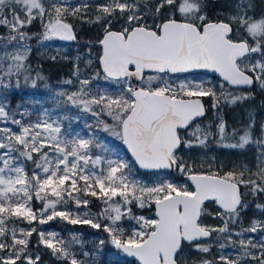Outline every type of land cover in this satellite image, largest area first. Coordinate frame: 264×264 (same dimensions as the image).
Listing matches in <instances>:
<instances>
[{
  "label": "snow or ice",
  "instance_id": "snow-or-ice-1",
  "mask_svg": "<svg viewBox=\"0 0 264 264\" xmlns=\"http://www.w3.org/2000/svg\"><path fill=\"white\" fill-rule=\"evenodd\" d=\"M91 8L89 0H80L75 6L69 0H56L47 8L42 0H0V27L7 30L0 34V72L4 73L0 82L27 72L26 61L31 52L27 41L33 38L40 42L76 40L73 25L66 22L69 16L88 24L103 25L104 35L99 41L103 48L100 57L103 79L126 87L115 95L107 89L93 92L92 81L100 75L96 73L95 77L78 79L76 92H60L58 97H66L67 103L96 117L103 131L127 146L140 168L176 167L182 172H191L176 154L181 143L206 145L216 135L220 142L235 140L225 144L230 148L258 145L257 171L244 166L239 172L228 171L223 175L219 172L191 174L189 179L194 190L168 180L149 186L133 177L129 160L98 142L96 137H85L71 127L65 128L64 121H70V116L53 118L44 109L35 121H25L23 118L31 115L27 108L19 113L11 112L7 103L0 102V122L17 126L16 130L0 127V264H40L39 252L29 248L33 233L38 237L37 247L43 244L57 258H66L70 264H84L71 251L74 243H81L79 235L73 234L70 240L64 241L58 233L46 234L36 227L9 229L6 226L9 219L29 225L36 221L42 225L60 218L72 225L86 224L99 229L101 217L110 221L103 228L116 249L138 258L141 264H185L182 257L185 242L189 245L195 242L197 251L208 253L211 246L199 241L213 233L226 235L239 249L236 258L221 255L217 262L201 260L199 264H242L249 259L264 264V221L254 220L250 227H241L235 233L243 236L259 231L262 235L257 240L249 237L232 241L234 229L230 227L247 209V195H264V135L254 138V119L243 129L233 128L229 132L217 113L216 133L211 131L210 124L202 127L195 123L206 112L203 97H213L215 109L221 100L236 104L250 99L253 86L264 90V16L248 15L252 8L250 0H236L234 11L225 19L209 18L207 0H180L179 4L177 0H106L95 5V16L89 15ZM176 12L182 19H176ZM149 19L152 23H148ZM37 20L42 32L25 30ZM121 20L120 30H112L113 23ZM91 63L89 60L88 64ZM193 69L219 73L222 77L219 94L215 86L205 87L203 81L185 79L175 86L170 83V74ZM149 71L155 75L146 76ZM73 74L79 78L78 65ZM36 78L45 79L40 73ZM132 78L140 81L139 87L131 84ZM32 83L35 85L36 81ZM64 83L71 84L72 80ZM225 83L229 88L247 87L249 91L233 93L224 87ZM17 114L21 119L15 118ZM104 114L112 118V124L99 119ZM190 127L193 139L182 140L179 130ZM261 133L264 134V125ZM94 149H100L102 154L93 155ZM112 155L116 158H111ZM28 161L34 165L31 170L26 167ZM246 172L248 179H245ZM241 187L248 191L242 193ZM89 196L98 197L104 203L99 214L57 210L58 205H67L69 199L77 208L87 207ZM34 197L43 202L38 211L32 207ZM115 197H120V201L114 200ZM133 201L141 208L154 203L156 218L134 216L129 207ZM205 201L218 205L220 211L216 215L221 219V226H206L201 222ZM256 207L264 210V204ZM125 215L136 220L140 227L123 238V229L116 225ZM103 243L101 240L100 244ZM219 246L224 248L225 244Z\"/></svg>",
  "mask_w": 264,
  "mask_h": 264
},
{
  "label": "trees",
  "instance_id": "trees-1",
  "mask_svg": "<svg viewBox=\"0 0 264 264\" xmlns=\"http://www.w3.org/2000/svg\"><path fill=\"white\" fill-rule=\"evenodd\" d=\"M92 5L90 9L89 15L95 16L97 13L95 12V5L100 3H105L106 0H89ZM223 0H218L214 3V0H207V8L206 11L209 15L210 19H218L216 14H213V11L220 8V4ZM47 8L50 3L56 2V0H42ZM80 3V0H73L70 3L71 6ZM179 0H177V4ZM257 5L255 7V11L264 15V1L257 0ZM168 11V10H167ZM166 11V14H167ZM23 15V14H22ZM71 16L67 18L70 20ZM77 19L78 22V31H77V40L75 42H62L60 40L43 41L40 42L36 38H33L27 41L28 45L31 47V52L28 55V59L26 61L27 72H21L19 77L14 74L10 78H5L2 82H0V102H5L8 105V110L11 112L19 113L23 111L24 108L31 113L30 116L24 117L25 121L31 120L34 121L39 116V110L43 106L51 107L54 113L59 116L68 115L72 119L70 121H64L65 128L71 127L73 130L75 127H82L85 132L90 135L92 132L96 134V138L98 142H103L104 144L108 141H115L118 145L121 146V140L109 132L103 131V125L97 124V118L92 116L90 113L82 112L76 107L66 102V97H58L57 93L67 92L72 93L76 92L79 88L78 79H84L88 77H95L96 73H99V78L93 79L92 81V91L95 92L98 89H107L110 94H117L120 90L125 88V85H117L112 81H105L103 79V73L101 71L99 65V57L101 55V46L99 45V41L101 40L104 32L103 25L100 24H88L83 22L81 19ZM47 17L45 18V22ZM148 23H152L149 19ZM123 21L114 22L112 25V29L120 30ZM30 33H40L42 32V26L40 22L34 21L30 28L25 29ZM6 29L4 27H0V34H5ZM8 51H13V48L10 46ZM0 53H2V49H0ZM55 56L56 59L52 60L50 57ZM77 57L79 59L77 60ZM91 60V64H88V61ZM79 67L80 76L77 78L73 73L74 69ZM40 73L45 79H37L36 74ZM4 73L0 72V76H3ZM147 75H155V73L148 72ZM146 75V76H147ZM201 75V74H199ZM204 75V74H202ZM25 76H28L29 79L26 81ZM170 76H173L170 74ZM176 76V75H175ZM17 79H19V84L17 85ZM72 80L71 84L64 83L65 80ZM35 80L36 83L33 85L32 81ZM135 83V82H134ZM221 84V81H219ZM133 85V82H131ZM158 86L154 84V87ZM227 85L224 84V87ZM247 92V91H245ZM235 93V92H234ZM207 98V99H206ZM203 97L206 105H207V113L202 119V127L206 125H211V131L215 133L216 125L219 123V119L217 118V113L220 114V117L226 122L227 128L232 127L237 129H243L250 122V119L255 120V128L253 130V135L255 136L257 133L262 135L261 126L264 124V90L260 95H252L250 99L244 100L243 102H237L236 104H232L233 108L230 109V104L224 100H221L218 108H213V97ZM58 101L60 102L58 104ZM20 116L17 114L15 116ZM79 117V119H76ZM99 119L107 122L108 124H112L113 120L111 117L106 114L102 115ZM90 127H88V126ZM186 140H192L193 137L188 135ZM227 143V140H224ZM219 137L214 135L212 136L204 147H199L197 144L190 146L192 150L191 156L199 155L193 159H184L182 160L187 166L191 168V172L188 171H180L177 169L173 173L167 172H141L134 165L133 161L127 158L132 163L133 170L132 175L135 179L140 180L149 186H153L154 184L161 182L162 180H166V178H171L174 181H177L179 185H182L185 182V185L188 186L190 190L192 187L189 182L186 181L185 175L192 172H214L215 166L212 161L206 162L204 158L201 157V153L203 150L211 151L216 148L218 150H223V152L227 155V149H221L218 147ZM244 150L239 151L238 154H242ZM101 152L100 149H94L93 155ZM26 167L31 170L34 168V165L31 161L26 163ZM29 174L31 172L29 171ZM76 195V193H73ZM120 198V197H118ZM256 202L264 203V195H259L258 197H253ZM90 203L87 207L81 205L80 208H77L75 202L71 199L68 200L67 205H61V209L68 210L73 213L80 212L83 213L85 211L90 212L91 214H99L101 210L105 207L104 203L98 197H88ZM43 205V202L40 200L33 198L32 207L34 210H39ZM132 209V214L136 216L140 213H148L153 210L154 203L150 205H146L141 208L138 204L133 201L131 205H129ZM251 215L254 217L257 216V207L255 205H250ZM101 223V228H93L90 225L86 224H78L72 225L67 221H63L60 218L53 219L48 221L46 224H38L34 221L31 225L27 222H21L19 220L9 219L6 221V226L11 229L12 227H36L38 231H43L46 234L49 233L50 230L56 231L64 241L70 240L73 234H77L80 237L81 243H74L71 247L72 252L75 253L76 257L83 261L84 264H88L89 258L94 255L100 256L101 264H107V260L109 256H111L112 252L120 253L116 251L111 244V236L108 232H106L103 228L104 224H109L110 221L100 218L98 221ZM133 219H127V217H123L119 222H117L116 227L123 229L124 237L126 238L132 234L133 231ZM238 226V227H237ZM250 224H243L238 222L235 225H231L230 227L234 229L232 232V241H238L239 239L251 238V233H244L243 236H237L235 233L240 231L241 227L248 228ZM47 231V232H46ZM258 236V234H255ZM255 236V237H256ZM219 239H222L221 244H225L224 248H220L219 245L211 244L210 251L208 253L198 254L197 256H193V262L199 263L201 260H211L217 262L221 255L229 256L230 258L235 259L236 255L239 251L237 247H235L232 243L228 241V238L224 234L218 235ZM38 237L36 233H33L31 238V243L29 245L30 250L38 251L41 254V260L47 262H56L55 256H53L52 252L47 249L43 244H40L37 247ZM103 240V245L100 244V241ZM255 240V239H254ZM192 247L188 246L184 251L186 253V257L191 256L190 249ZM213 249V250H212ZM215 249V250H214ZM258 251V250H253ZM87 253V255H85ZM6 254V253H3ZM183 256V253H182ZM183 258H186V257ZM187 262L186 260H184ZM133 261L125 259L124 263L132 264ZM61 263H65L64 261ZM242 264H256L255 261L247 260L242 262Z\"/></svg>",
  "mask_w": 264,
  "mask_h": 264
},
{
  "label": "rangeland",
  "instance_id": "rangeland-1",
  "mask_svg": "<svg viewBox=\"0 0 264 264\" xmlns=\"http://www.w3.org/2000/svg\"><path fill=\"white\" fill-rule=\"evenodd\" d=\"M73 0H69V3H72ZM90 2V1H89ZM93 2V1H92ZM90 2V4L92 3ZM180 2V0H179ZM251 4H252V8L248 11V15L249 16H252L254 18H260L264 15L258 13L255 11V7L257 5L256 1L255 0H250ZM236 3V0H223L220 4V8L216 9L215 12L216 13V16L218 17V19H225V16L228 15L229 13L233 12L234 11V5ZM179 4V3H178ZM74 6V4H73ZM225 7H228L226 8V11L225 12H220L218 13V10L219 9H225ZM168 11H172L171 9H169ZM176 15H180L179 12H176ZM181 16V15H180ZM66 22L68 23H71L73 25V29H75V31L77 32L78 31V22H77V19L75 17H72L70 18V20H67ZM243 34V33H242ZM54 40H57V39H54ZM54 40H51L50 42H53ZM173 76H170L169 77V81L170 83H173V86H175V83H177L178 81L180 80H185V79H188V80H194L196 82H200V81H203L205 83V87H213L214 84L212 85V81L209 80V76H205V75H199V74H191V75H188V76H185V77H180V76H175L174 74H171ZM211 78V77H210ZM219 83V82H218ZM220 85V83H219ZM254 87V86H253ZM252 87V88H253ZM218 88V87H217ZM251 88V89H252ZM220 89V88H219ZM248 89V88H247ZM44 109H48L49 112H50V115L53 116V118H55L58 114L54 113L53 109L51 107H48V106H43L40 108L39 110V116H42V113H43V110ZM16 119H21V116H18L16 117ZM35 121V120H34ZM264 125V124H263ZM12 127L13 130H16L17 126L15 125H12L10 122H0V127ZM195 126V125H194ZM192 126V127H194ZM73 131L75 132H79L82 136H85V137H88V136H94L96 137V134H94L92 132V134L88 135L85 130L82 128V127H75L73 129ZM191 133V130L189 131V134ZM264 135V134H262ZM254 138H256L254 136ZM110 149H113L115 151V153L119 154L120 156H122L123 158H125V155L123 154L122 150H120L119 146L115 143H110V142H106L105 143ZM225 144H227L225 141L223 142H218V147H220L221 149H227V147L225 146ZM194 145V144H193ZM192 145V146H193ZM198 145V144H197ZM199 147H204V145H198ZM190 147V146H186L184 148L185 150V153H187V148ZM240 149V148H238ZM237 149L236 152H239V150ZM245 150L247 149H250L251 151L249 152V155H246L242 158H238V157H232L231 155H226L223 153V150H219V151H215L213 152L215 149H212L211 151H206V150H203L202 153H201V157L204 158V160L206 162H209V161H212L217 163L219 165V167H215L214 169V172H219L221 173L222 175L225 173V172H228L227 169L228 167L231 168V169H234L236 167H244V166H247L248 169L252 170V169H255L257 171V164H258V155H259V152H260V148L258 145H254V144H250L248 146H246L245 148H243ZM243 149H240V150H243ZM190 151V150H189ZM191 152V151H190ZM98 154H102V153H98ZM97 155V154H96ZM111 158L115 159L116 156L115 155H112ZM106 167V165H104ZM166 180L173 182V180L171 178H166ZM184 184L182 185H185V182H183ZM175 184V183H174ZM178 185V184H177ZM114 200L116 201H120L121 198H118V197H115L113 198ZM257 205V204H256ZM57 210L58 211H63V209H61V205H58L57 206ZM38 211V210H37ZM213 210H211V215H215L216 218L221 222V219L220 217H218L216 215L217 212H212ZM262 210L261 209H258L257 208V215L261 214ZM127 217V215H125ZM137 217L139 216H144L145 218H150V219H155V214H154V209L148 213H141V214H137L136 215ZM127 219H130L127 217ZM134 220V219H133ZM254 220H261V221H264V217L263 216H258V217H253V219L251 220V222L249 223L250 226H251V223L254 221ZM209 226H211V224H208ZM249 226V227H250ZM140 227V225L137 223L136 220H134V223H133V229H138ZM47 232V231H46ZM49 232H55L57 233L56 231H53V230H50ZM255 234H258V236H256ZM262 235L261 232H257V233H251V238L252 239H259L260 236ZM256 236V237H255ZM233 237V236H232ZM199 243L201 244H205V245H211L212 244V241L211 240H205V241H200ZM112 244V243H111ZM113 245V244H112ZM195 244H192V248L190 249V254L191 256L189 257H186V253L183 252V256L182 257H186V258H183L184 260H186L187 262H185V264H192V258H194L193 256H197L198 254H202L203 252H199L195 249ZM35 251V250H33ZM72 251V250H71ZM41 256V254H40ZM54 256V255H53ZM199 256V255H198ZM77 258V257H76ZM127 259L125 258L122 253H115V252H112L111 256H109L108 260H107V264H127V263H124V260ZM55 260L56 262H47V261H40V264H70V261L66 258H57L55 256ZM78 261H80L78 258H77ZM65 262V263H61V262ZM88 264H101L100 262V256L99 255H94L93 257H90L89 258V261H88ZM132 264H139L138 262L136 261H133ZM197 264V263H195ZM199 264V263H198Z\"/></svg>",
  "mask_w": 264,
  "mask_h": 264
},
{
  "label": "flooded vegetation",
  "instance_id": "flooded-vegetation-1",
  "mask_svg": "<svg viewBox=\"0 0 264 264\" xmlns=\"http://www.w3.org/2000/svg\"><path fill=\"white\" fill-rule=\"evenodd\" d=\"M255 1H257V0H255ZM261 1H264V0H261ZM226 8H228V7H225V9H219L218 10V13H220V12H225L226 11ZM213 14H216L215 12H213ZM176 19H178V20H180V19H182V17L180 16V15H176ZM191 74H204L205 75V73H177V74H174V75H177V76H180V77H185V76H188V75H191ZM145 75H147V73H145ZM205 76H207V75H205ZM211 76H209L208 78H209V80H211L212 81V85L214 84V86H215V91L217 92V94H219V92H220V85H219V79H217V78H215V77H211ZM222 82V81H221ZM136 84H138L139 86H140V81H139V83L137 82V83H134L133 84V86H135ZM226 84V83H225ZM227 85V84H226ZM218 87V88H217ZM227 88V90L228 91H230V92H235V93H238V92H245V91H249V89H241V88H229L228 87V85L226 86ZM250 91L252 92V94L253 95H260L261 93H262V90L259 88V86L257 85V86H254L252 89H250ZM206 98V97H205ZM202 100H203V102L205 103V101H204V99L203 98H201ZM207 99V98H206ZM230 104V103H229ZM205 106H206V112H207V105H206V103H205ZM230 109H232L233 108V106H232V104H230ZM206 112H205V115H206ZM204 115V116H205ZM204 116L203 117H201L199 120H197V121H195V123H198V124H200V125H202V123H201V121H202V119L204 118ZM195 124H193V126H194ZM192 131V128L190 127L189 129H187V130H179V134H180V136L182 137V140H186L187 138L186 137H188V135H191V134H189V131ZM227 130L230 132L231 130H232V127H229V128H227ZM216 131H217V129H216ZM216 131H215V133H216ZM262 135H259L258 133L255 135V137L256 138H259V137H261ZM234 142H236L235 140H227V144L228 143H234ZM115 144H117V143H115ZM118 145V144H117ZM119 146V148L121 147L120 145H118ZM122 146H123V142H122ZM186 147V145L184 144V143H181V145H180V147L177 149V152H176V154H177V156L179 157V158H181V160H184V159H193V158H195V157H198L199 155H196V156H191V152L189 151V150H192L191 149V147H188L187 149V153H185V150H184V148ZM215 150L213 151V152H215V151H219L218 149H216V148H214ZM237 149L238 148H230V147H227V155H231L232 157H238V158H242V157H244V156H246V155H249V152L251 151L250 149H247V150H245V149H243L244 151H243V153L240 155V154H238L239 152H236L237 151ZM120 150H122V152H123V154L125 155V159H127V158H129V159H131V157H130V155L128 154V152L124 149V147H123V149H121L120 148ZM239 151H241L240 149H238ZM224 153V152H223ZM225 154V153H224ZM213 164H214V166L215 167H219V165L217 164V163H215V162H213ZM241 170H243V168L242 167H236V168H234V169H231V168H229L228 167V169H227V171H236V172H239V171H241ZM252 172H255L256 170L255 169H252L251 170ZM192 173H204V174H210V173H208V172H192ZM188 174H190V173H188ZM188 174H186L185 175V177L188 175ZM221 174V173H220ZM222 175V174H221ZM249 178V175H248V173L246 172L245 173V179H248ZM251 178H253V179H255V177H251ZM175 183H177V181H174ZM184 184V183H183ZM191 186V185H190ZM192 187V186H191ZM192 190H193V187H192ZM246 191H248L247 189H245V188H243V187H241V192L243 193V192H246ZM245 202L248 204V207H247V209L246 210H244V211H242L241 212V218H240V220L238 221V224L239 223H243V224H245V225H247V224H249L250 222H251V220L253 219V215H251V212H250V205H255L256 206V204H264V203H259V201L258 202H256V200H254V198H253V196L252 195H247L246 197H245ZM204 208H205V213L204 214H202V216H201V218H200V220H201V222L204 224V225H206V226H209L208 224H211V226H213V227H215V226H221V222L216 218V216L215 215H211L210 213H211V210H213L212 212H218V211H220V209H219V207H218V205L214 202V201H205V204H204ZM154 214H155V212H154ZM258 216H263L264 217V210H262V212H261V214L259 215H257V216H255V217H258ZM156 217V216H155ZM239 232V231H238ZM218 235H219V233H213L212 234V236H211V241H212V244H214V245H220L221 243H222V239H219V237H218ZM200 242V241H199ZM193 244H195V243H193ZM188 246H192V245H186V244H184L183 245V252L186 250V248L188 247ZM213 250V249H212ZM215 250V249H214Z\"/></svg>",
  "mask_w": 264,
  "mask_h": 264
},
{
  "label": "water",
  "instance_id": "water-1",
  "mask_svg": "<svg viewBox=\"0 0 264 264\" xmlns=\"http://www.w3.org/2000/svg\"><path fill=\"white\" fill-rule=\"evenodd\" d=\"M214 1L216 2L217 0H214ZM112 30H114V29H112ZM73 31H74V29H73ZM114 31H118V30H114ZM74 33H75V35H76V32H75V31H74ZM103 35H104V34H103ZM101 39H103V36H102ZM76 40H77V36H76ZM76 40H74V41H65V40H61V41H62V42H75ZM99 45H100V44H99ZM100 46H101V45H100ZM102 55H103V48H102V46H101V55H100V57H101ZM100 57H99V65H100V68H101ZM101 71H102V68H101ZM149 72H150V71H149ZM196 72L206 73V74H209V75H211V76H215V77H217L218 79L222 80V77H220V74H219V73L215 72L214 70H210V69H193V70H190V71L187 72V73H196ZM102 73H103V72H102ZM146 73H147V72H146ZM131 81L139 82V80L136 79V78H132ZM135 87H139V85H135ZM232 88H237V87H232ZM239 88L247 89V87H239ZM202 102H203V101H202ZM203 104H204V103H203ZM200 118H201V117H200ZM200 118H199V119H200ZM182 130H183V129H182ZM123 147H124V149L128 152V154L130 155V157H131L132 161L134 162L135 166H136L141 172L165 171V172L173 173V172L177 169L176 167H173L172 169H168V170H149V169H143V168H140L139 165L135 162L134 157H132L131 152L127 149V146L123 144ZM191 174H202V173H190V174H188V175L186 176L187 181L190 183V185L193 187V190H194L195 186H194V184L191 182V180L189 179V176H190ZM203 174H204V173H203ZM154 208H155V215H156V206H155V204H154ZM209 238H210V237H209ZM209 238H202L200 241L205 240V239H209ZM193 243H195V242H193ZM185 244H188V243L185 242ZM114 248H115V250L120 251V250L116 249L115 245H114ZM120 252H121V253H122L127 259L137 261L139 264H141V262L139 261L138 258H136V257H132V256H128L127 254L123 253L122 251H120Z\"/></svg>",
  "mask_w": 264,
  "mask_h": 264
},
{
  "label": "bare ground",
  "instance_id": "bare-ground-1",
  "mask_svg": "<svg viewBox=\"0 0 264 264\" xmlns=\"http://www.w3.org/2000/svg\"><path fill=\"white\" fill-rule=\"evenodd\" d=\"M238 227V226H237Z\"/></svg>",
  "mask_w": 264,
  "mask_h": 264
}]
</instances>
